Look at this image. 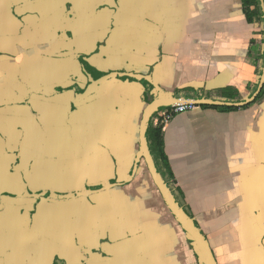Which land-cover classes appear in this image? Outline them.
Wrapping results in <instances>:
<instances>
[{"label": "crops", "instance_id": "0c3cea01", "mask_svg": "<svg viewBox=\"0 0 264 264\" xmlns=\"http://www.w3.org/2000/svg\"><path fill=\"white\" fill-rule=\"evenodd\" d=\"M248 9L0 0V264H204L140 157L161 95L196 104L150 118L164 182L218 264H264V93L237 106L263 75V14Z\"/></svg>", "mask_w": 264, "mask_h": 264}, {"label": "water", "instance_id": "95a60500", "mask_svg": "<svg viewBox=\"0 0 264 264\" xmlns=\"http://www.w3.org/2000/svg\"><path fill=\"white\" fill-rule=\"evenodd\" d=\"M260 3L264 18V0H260ZM263 88H264V65H263V75L256 93L247 101L243 102L242 104H238L237 106L242 107L253 102L261 93ZM177 103L180 102L168 100L161 95L159 96V98H157L147 106V108L144 111L143 120L140 127V148H141L140 157L144 159L145 165L149 170L152 180L156 188L158 189L160 195L162 196L164 202L166 203L168 209L170 210L174 218L185 229L187 235L192 240V242L200 249L199 255L202 261L204 262V264H218V261L215 257V254L213 252V249L211 248L209 241L202 234V232L197 227L193 219L187 214V212H185L179 206L174 195L169 189L168 185L164 182L148 146L147 131L149 127V121L153 113L157 111V109L160 107H163L165 105H174ZM184 103H189V102L186 101ZM198 104L224 105V103L208 101V100L199 101Z\"/></svg>", "mask_w": 264, "mask_h": 264}, {"label": "trees", "instance_id": "16d2710c", "mask_svg": "<svg viewBox=\"0 0 264 264\" xmlns=\"http://www.w3.org/2000/svg\"><path fill=\"white\" fill-rule=\"evenodd\" d=\"M249 8L251 6H255V9L252 11H249V16H258V18H261V8H260V0H246ZM263 21V20H262ZM264 93V89L260 93L257 99H259ZM162 127L163 125L159 122L155 128L149 127L148 132V141H149V149L152 154V156L156 159L157 167H159L161 164H166V156L163 151V140H162ZM166 168V167H165ZM159 173H161L160 170H162L159 167Z\"/></svg>", "mask_w": 264, "mask_h": 264}, {"label": "built area", "instance_id": "2783aa9c", "mask_svg": "<svg viewBox=\"0 0 264 264\" xmlns=\"http://www.w3.org/2000/svg\"><path fill=\"white\" fill-rule=\"evenodd\" d=\"M196 107L193 103H177L171 106L170 111L162 117L164 123H167L173 116L187 111H191Z\"/></svg>", "mask_w": 264, "mask_h": 264}, {"label": "flooded vegetation", "instance_id": "af4514ba", "mask_svg": "<svg viewBox=\"0 0 264 264\" xmlns=\"http://www.w3.org/2000/svg\"><path fill=\"white\" fill-rule=\"evenodd\" d=\"M260 7H261V3H260ZM82 9H83V5L82 6H76V5H71V6H69V7H67V11H66V14H69V17L70 18H77L78 17V13L80 12V11H82ZM95 9H97L96 7H95ZM262 9V8H261ZM97 11V10H96ZM262 14H263V12H262ZM264 19V18H263ZM264 89V88H263ZM262 92V91H261ZM260 95V94H259ZM258 95V96H259ZM194 104V103H193ZM196 105V104H195ZM148 132H149V129H148V131H147V141H148ZM148 146H149V141H148ZM154 158V157H153ZM155 159V158H154ZM155 163H156V161H155ZM156 166H157V163H156ZM158 168V167H157Z\"/></svg>", "mask_w": 264, "mask_h": 264}, {"label": "bare ground", "instance_id": "6f19581e", "mask_svg": "<svg viewBox=\"0 0 264 264\" xmlns=\"http://www.w3.org/2000/svg\"><path fill=\"white\" fill-rule=\"evenodd\" d=\"M181 103V102H180Z\"/></svg>", "mask_w": 264, "mask_h": 264}]
</instances>
